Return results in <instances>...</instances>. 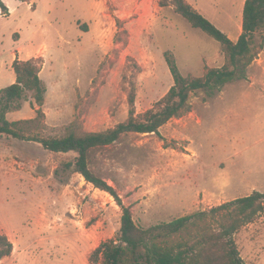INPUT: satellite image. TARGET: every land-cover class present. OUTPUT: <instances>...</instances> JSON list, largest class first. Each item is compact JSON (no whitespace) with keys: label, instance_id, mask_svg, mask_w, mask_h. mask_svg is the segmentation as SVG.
Returning <instances> with one entry per match:
<instances>
[{"label":"rangeland","instance_id":"obj_1","mask_svg":"<svg viewBox=\"0 0 264 264\" xmlns=\"http://www.w3.org/2000/svg\"><path fill=\"white\" fill-rule=\"evenodd\" d=\"M0 89L12 84L16 58L42 57L47 87L39 106L29 94L10 120L28 138L0 136V232L14 244L0 264H102L94 250L120 235L122 207L109 192L65 169L75 152H53L34 139L102 131L135 109L151 108L174 84L165 57L184 75L202 76L226 56L219 41L160 0H2ZM237 40L245 0H187ZM264 33L247 79L208 97L158 133H129L90 153V167L115 187L142 227L264 192ZM16 57V58H15ZM15 79H14V78ZM247 264H264V212L236 233Z\"/></svg>","mask_w":264,"mask_h":264},{"label":"trees","instance_id":"obj_2","mask_svg":"<svg viewBox=\"0 0 264 264\" xmlns=\"http://www.w3.org/2000/svg\"><path fill=\"white\" fill-rule=\"evenodd\" d=\"M27 1V0H23ZM159 5H173L192 26L200 28L220 42L226 62L219 67H208L202 76L184 75L173 56L165 57L174 78L169 91L151 108L143 112L135 109L136 94L129 93V115L125 121L102 131L78 133L71 130L59 137L34 139L53 152H75L73 161L64 163L65 169L80 173L95 187L109 192L122 207L120 235L100 244L92 253L93 262L102 264H247L236 241V233L264 212V192L255 190L249 195L160 222L149 227L138 225L130 205L123 202L115 187L97 175L90 167V153L106 147L129 133H158L170 119L181 117L193 108L191 97L204 91L208 97L215 95L229 82L247 79L248 68L257 56L256 35L264 33V0H245L242 33L235 41L196 9L187 0H160ZM3 10H8L0 0ZM264 48V36L259 45ZM42 57L16 58L12 67L15 81L0 89V136L7 134L25 139L26 124L35 119L10 120L8 114L20 111L29 94L39 106L37 118L43 115L47 87L41 77ZM13 241L0 232V260L12 253Z\"/></svg>","mask_w":264,"mask_h":264},{"label":"crops","instance_id":"obj_3","mask_svg":"<svg viewBox=\"0 0 264 264\" xmlns=\"http://www.w3.org/2000/svg\"><path fill=\"white\" fill-rule=\"evenodd\" d=\"M16 58V57H15ZM20 59H23V60H25L26 58H20ZM14 78V77H13ZM15 79V78H14Z\"/></svg>","mask_w":264,"mask_h":264}]
</instances>
